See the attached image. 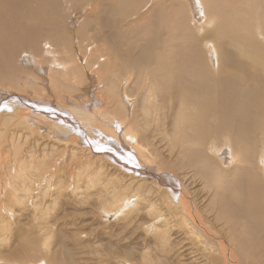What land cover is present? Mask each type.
Listing matches in <instances>:
<instances>
[{"label": "bare ground", "instance_id": "obj_1", "mask_svg": "<svg viewBox=\"0 0 264 264\" xmlns=\"http://www.w3.org/2000/svg\"><path fill=\"white\" fill-rule=\"evenodd\" d=\"M77 245L264 264V0H0V264Z\"/></svg>", "mask_w": 264, "mask_h": 264}, {"label": "rangeland", "instance_id": "obj_2", "mask_svg": "<svg viewBox=\"0 0 264 264\" xmlns=\"http://www.w3.org/2000/svg\"><path fill=\"white\" fill-rule=\"evenodd\" d=\"M111 219H113V217ZM115 223H116L115 221L112 222L111 224L114 226H110L111 228L114 227L115 229L114 228L111 229L110 227H109V229L111 231H113V230L117 231V233H115L114 231L113 232H114V234H118L120 232V229L116 227L117 224L115 225ZM87 244L90 245L89 243H87ZM68 248L70 251L73 252V254H76L75 262L77 264H95L96 263L94 260L87 261V257L89 256V252H92V251L86 249L85 247H83V245L69 246ZM6 250L7 249L0 251L1 252L0 256L5 255L4 253L6 252ZM41 250L44 251V249H41ZM38 264H44V263H43V261H40Z\"/></svg>", "mask_w": 264, "mask_h": 264}]
</instances>
